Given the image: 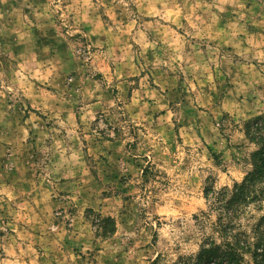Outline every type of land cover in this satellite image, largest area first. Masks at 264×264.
<instances>
[{
	"label": "rangeland",
	"instance_id": "rangeland-1",
	"mask_svg": "<svg viewBox=\"0 0 264 264\" xmlns=\"http://www.w3.org/2000/svg\"><path fill=\"white\" fill-rule=\"evenodd\" d=\"M257 118L264 0H0V264H189Z\"/></svg>",
	"mask_w": 264,
	"mask_h": 264
},
{
	"label": "trees",
	"instance_id": "trees-1",
	"mask_svg": "<svg viewBox=\"0 0 264 264\" xmlns=\"http://www.w3.org/2000/svg\"><path fill=\"white\" fill-rule=\"evenodd\" d=\"M247 129L248 137L257 146L252 155L253 169L229 196L224 195L223 205L217 208L221 244H208L189 264H247V256L252 264H264V216L250 231L240 221L249 205L261 204L264 199V118L255 119Z\"/></svg>",
	"mask_w": 264,
	"mask_h": 264
}]
</instances>
